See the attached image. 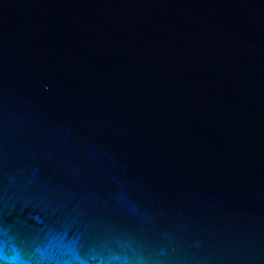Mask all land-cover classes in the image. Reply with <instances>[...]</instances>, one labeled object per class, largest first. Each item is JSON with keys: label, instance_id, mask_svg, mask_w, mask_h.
Listing matches in <instances>:
<instances>
[{"label": "water", "instance_id": "1", "mask_svg": "<svg viewBox=\"0 0 264 264\" xmlns=\"http://www.w3.org/2000/svg\"><path fill=\"white\" fill-rule=\"evenodd\" d=\"M0 264H264V0H0Z\"/></svg>", "mask_w": 264, "mask_h": 264}]
</instances>
